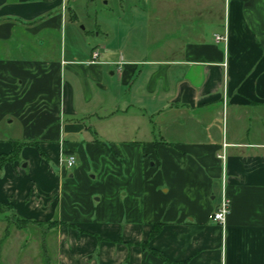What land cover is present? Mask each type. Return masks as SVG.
I'll use <instances>...</instances> for the list:
<instances>
[{"label": "crops", "instance_id": "0c3cea01", "mask_svg": "<svg viewBox=\"0 0 264 264\" xmlns=\"http://www.w3.org/2000/svg\"><path fill=\"white\" fill-rule=\"evenodd\" d=\"M216 1L138 26L145 52L118 17L77 58L65 0H0V158L23 144L0 165V204L56 222L0 217V264H264V0Z\"/></svg>", "mask_w": 264, "mask_h": 264}, {"label": "rangeland", "instance_id": "374dc122", "mask_svg": "<svg viewBox=\"0 0 264 264\" xmlns=\"http://www.w3.org/2000/svg\"><path fill=\"white\" fill-rule=\"evenodd\" d=\"M198 0H65L67 6L66 17L63 26L65 34L64 48L67 53L73 54L72 57H83L97 48L98 45L106 44V30L109 21H114L118 17L123 19L124 24L128 25L130 30L124 44L127 51L145 52L150 50L152 44L140 42L138 26L145 23L163 22L170 18L173 6L184 9L181 13L188 15L191 8ZM200 1V0H199ZM216 3L223 5L222 0ZM215 4V3H214ZM172 6V7H170ZM180 13V11H178ZM146 25V24H145ZM99 33V35H98ZM139 34V35H138ZM55 36V35H54ZM48 44L45 48L54 51L56 54L60 51V41ZM77 52V53H76ZM0 217H4L13 224V215L8 209L0 211ZM15 225V224H14ZM43 226V225H41ZM48 226L44 224L46 230ZM31 244L36 243V238L31 236ZM49 255L52 262L55 260V241L50 240ZM16 253L31 254V250Z\"/></svg>", "mask_w": 264, "mask_h": 264}, {"label": "built area", "instance_id": "2783aa9c", "mask_svg": "<svg viewBox=\"0 0 264 264\" xmlns=\"http://www.w3.org/2000/svg\"><path fill=\"white\" fill-rule=\"evenodd\" d=\"M216 42L217 43H221L222 42V43L226 44L227 36L226 35H223V36L222 35H217L216 36ZM99 55H100L99 50H94L92 52V63L97 60ZM220 158L223 161V163L225 164L226 163V155L223 154L222 156H220ZM61 161L64 164H66L67 167L71 168V167H74L75 164H76V157L74 155H72V154H66V153L62 152ZM222 181H223V184H222L221 199H220V202H219L216 210L212 214V220L214 222H216L218 225H220L222 227L223 231H225L227 220H228V216L230 215V212H231V200L226 194L225 166L223 167Z\"/></svg>", "mask_w": 264, "mask_h": 264}, {"label": "trees", "instance_id": "16d2710c", "mask_svg": "<svg viewBox=\"0 0 264 264\" xmlns=\"http://www.w3.org/2000/svg\"><path fill=\"white\" fill-rule=\"evenodd\" d=\"M13 144H14V147H15V152H14V154H13V156H10V157H5V156H2L1 158H0V165L2 164V163H4L5 162V160L6 159H12V158H14V157H18L19 156V149L22 147V143H17V142H13ZM12 157V158H11ZM3 209H8L9 211H10V207L9 206H7V205H5V204H0V211H2ZM13 215V224H15V226L16 227H18V228H23V227H25V226H27L28 224H30V223H32V224H36V225H44V223H38V222H34V221H29V220H25V219H22V218H18V217H16L14 214H12ZM55 223L56 222H49V223H47L46 225L48 226V227H51V226H53V225H55ZM162 226V224H156V225H154V228H153V231H152V236L153 235H155L156 233H158V231H159V229H160V227ZM145 247L146 248H149V247H147V245L145 244ZM149 250H151V251H153L154 253H156V254H158L156 251H154V250H152L151 248H149ZM164 258V257H163ZM164 260L165 261H167L169 264H176V263H173V262H170L169 260H167L166 258H164Z\"/></svg>", "mask_w": 264, "mask_h": 264}]
</instances>
